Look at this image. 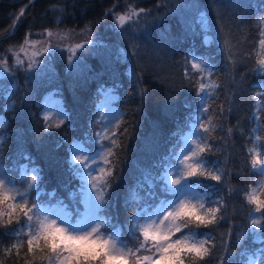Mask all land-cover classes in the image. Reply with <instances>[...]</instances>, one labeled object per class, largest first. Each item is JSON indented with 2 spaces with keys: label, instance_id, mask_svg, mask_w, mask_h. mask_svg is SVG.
Here are the masks:
<instances>
[{
  "label": "trees",
  "instance_id": "16d2710c",
  "mask_svg": "<svg viewBox=\"0 0 264 264\" xmlns=\"http://www.w3.org/2000/svg\"><path fill=\"white\" fill-rule=\"evenodd\" d=\"M28 1L0 0V63L7 61L10 70L0 68L5 74L0 78V114L5 118L0 159L10 177L27 168L38 170L39 182L29 204L52 207L63 202L73 207L71 200L79 197L84 180L74 179L73 169L79 166L73 162L70 145L97 146L100 103L110 91L123 114L116 155L111 157L114 179L105 189V217L111 228L124 232L135 212L155 210L167 197L163 192L160 198H149L148 193L170 165L180 142L175 136L190 130L200 112L201 73L191 68L199 56L212 64V78L220 85L208 101L206 117L212 119L214 130L204 135L212 149L204 158L221 170L222 179L217 183L198 178V183L208 203L217 200L224 207L217 224L185 229L194 235L207 233L209 246L215 245L204 259L185 258V264H242L245 253L255 251L259 256L264 245L252 234L249 213L255 206L248 204L245 193L259 178L249 149L258 148L264 162V109L260 124L254 113L264 84L257 58L264 0H35L20 16L13 35L5 38ZM133 10L139 16L121 29L117 16ZM12 11L17 14L11 18ZM90 27L91 33L73 37L84 45L76 53L62 35L48 55H38L40 60H29L19 51L26 39L28 45H37L49 31L54 35ZM17 53L23 64H15ZM40 61L45 64L35 70L33 64ZM50 90H56L69 113L65 123L53 129L46 128L39 113L41 96ZM9 104L15 109L10 110ZM120 181L132 189L121 187ZM24 223L22 216L19 224L0 227V264H48L39 253L29 254L26 243L19 254L12 248L27 239L14 231ZM259 259L264 264V258Z\"/></svg>",
  "mask_w": 264,
  "mask_h": 264
},
{
  "label": "snow or ice",
  "instance_id": "6c2138e0",
  "mask_svg": "<svg viewBox=\"0 0 264 264\" xmlns=\"http://www.w3.org/2000/svg\"><path fill=\"white\" fill-rule=\"evenodd\" d=\"M143 11V9L140 10V12ZM140 12L133 10L128 14L118 15L116 22L123 29L125 24L134 16H139ZM20 15H23V10ZM258 23L264 25V18H260ZM47 35L51 37L53 33L49 31ZM88 43L93 41L89 40ZM28 44L29 41L26 39L25 45ZM32 46L35 47L34 44ZM49 47L44 46L43 51L47 52ZM76 47L83 48L84 45L77 44ZM259 47L258 71L264 72V39L260 40ZM20 51L26 52V48L22 46ZM229 53V59H232L231 48ZM37 54L36 51L32 52L33 57ZM71 60L72 57H69L70 63ZM17 63L23 64L18 53ZM0 68L4 72L9 71L7 61L0 63ZM191 68L202 74L200 77L202 82L199 83L200 100L203 102L212 98L215 90L220 87L211 78L212 66L204 60H198L191 64ZM205 77L207 81L203 82ZM261 86L264 87V84ZM200 111L208 112V107L202 103ZM50 119L51 117L45 116V120ZM62 123L61 119L55 127L59 128ZM52 126L47 125L49 128ZM193 127L199 128L202 133H211L214 130L210 117H201L199 123ZM190 136L198 138H184L186 147L182 149L179 157V166L173 165L166 169L160 177L163 192L171 193L174 198L161 200L155 210L138 211L131 216L130 231L135 239L133 247H129L128 243L121 239L118 228L109 233L107 227L110 221L105 217L107 204L105 189L110 188L111 179H114V167H111L114 162L111 157L116 155L112 147L107 145L98 149L93 156H90L78 142L70 145L73 162L79 165L73 171L84 180L85 185L90 184L87 196L77 199V207L72 210H68V206L63 202L55 207H47L36 201L29 204V191L37 185L38 175L33 174L30 177L27 190L19 191L16 188V181L4 176L0 170V227L7 228L14 222L19 224L23 216L24 225L14 231L16 235L23 234L27 239L18 241L12 245V248H15L19 254L20 248L26 243L29 254L35 257L39 253L40 258L46 259L48 264H111V262L115 264H185V258L204 259L215 245L210 247L209 239H193L194 234L185 233V229L207 228L217 224L223 219L221 212L224 205L221 201L213 200L208 211L196 214L193 211L196 204L193 203L195 189L192 182L197 178H204L219 183L222 172L219 169L213 170L206 167L208 162L204 154L212 150L211 146L205 142L206 137L197 132ZM256 139L259 140L260 137L257 136ZM112 144H116V141L113 140ZM249 152L254 153L251 159L252 168L258 169L260 174L264 175V163L261 161L260 152L255 148L249 149ZM101 153L102 160L98 159ZM37 171L33 169V173ZM199 186L197 182L196 187ZM149 187L151 188V185ZM256 191L253 188L252 192L245 193L248 204L255 205L253 212L249 213L253 232L256 229H264L261 223L264 217L254 216V213H264V204H261L252 194ZM148 196L155 198L156 193L149 191ZM195 201L200 202L203 208L204 197H198ZM81 205H83L82 208ZM258 239L259 243L264 245V231ZM8 251L10 254L11 249ZM245 255L247 259L242 264H258V259L264 258V249H261L259 256L255 251L252 255L247 253Z\"/></svg>",
  "mask_w": 264,
  "mask_h": 264
},
{
  "label": "rangeland",
  "instance_id": "374dc122",
  "mask_svg": "<svg viewBox=\"0 0 264 264\" xmlns=\"http://www.w3.org/2000/svg\"><path fill=\"white\" fill-rule=\"evenodd\" d=\"M204 25H205V27L208 30L211 29V27L209 26V21L206 18H205ZM91 32H92V28L91 27L88 30H86V28L85 29H81V30H74V31H70L69 30L67 32L64 31V32H60L58 34L56 33V34L52 35L51 37L48 36L47 39H49V40L51 39L53 42H55V44H51V45H53L52 47H54L57 44L56 42H58L60 40V38H61L60 36L61 35L64 38L66 37L65 39L69 38V40L71 42L70 48H71V50H75V53H76L79 49H81V48H77L76 47V45L80 44V42L79 41H74L73 37L81 36V34L87 35L88 33H91ZM58 36L60 38H58ZM62 39L63 38H61V40ZM206 39L208 41H210L212 39V37H206ZM261 39H264V25H262V30H261V34H260V40ZM32 45H25V43H23L20 46V48L22 46L25 47L26 48V52H21L20 48H19V51L22 54L26 55L28 57V59L29 58H31V59L32 58H38V60H40L38 55H42L43 56L46 53L45 51H43V47L46 46V45H43V44H40V43L35 45V47H33ZM52 47H49V50L47 52H50V49ZM33 51H36L38 53L34 57L32 56V52ZM259 52H260V47H258V50H257V58H259ZM45 55H48V54H45ZM198 60H204L208 65L212 66V64L209 61L203 59L202 57L195 56L193 58V62H196ZM35 63H37V62H35ZM44 64H45L44 62L40 61L37 64H33V68L36 70L37 67H43ZM258 68H259V65H258ZM40 72H42V70ZM212 72H213V67H212ZM260 73L264 74V72H260ZM4 75L5 74L0 71V78L2 76H4ZM206 81H207V78L205 77V80L203 82H206ZM200 82H202V81L200 80ZM198 90H199V85H198ZM263 90H264V87L261 86V89H260L261 93L258 92L259 94L257 95V101L255 102V106H254V108H255L254 113H256L257 122L259 124H260V120L258 121V118H259L260 113L264 109V91ZM199 98H200V94L198 95L197 99L199 100ZM208 101H209V99H206L205 101H203V102L201 101V102L208 107ZM11 106H12V104H11ZM10 108H12V107H10ZM122 114H123L122 109L119 106V104L117 103V96L115 95V93L108 91L105 94V96L103 97V99H102V101L100 103L99 114H98V118H97V121L100 123V127H98L99 131L97 133L99 135H97V140H96L97 146L95 148H93V149H90V148H88V145H85V144L81 145L84 148V150L89 153L90 156L96 155L97 150L100 149V148H103L106 145L107 146H111L113 151H114L115 144H112V141L113 140L116 141L118 127L120 126V123H121V120H122ZM206 114H207V112H201V111L196 113L195 119L193 121L194 124L192 125L191 129L188 130V132L185 133V137L198 138L196 136H190V134H192L194 132L201 133V135H203V136L205 135V133H202L199 128H195L194 129L193 126L199 123L201 117H206ZM45 116H49V117H51V119L50 120H45ZM68 116H69V113L67 111V108L64 105V103L62 102V100H61L60 96L58 95V93L56 92V90H51L50 92H48L44 96V99H43L42 117L44 118V122H45L46 127L49 124H51L53 126L51 128L47 127V129L56 128L55 124L57 122H59V120H61V119L63 120L62 124H64L65 121L67 120ZM4 123H5V118H4V116L2 114H0V129L4 125ZM106 136H107V138H106ZM183 143H184V145H183L182 149H184L186 147L185 140L183 141ZM253 148H255L256 151L259 152L258 148H256V147H253ZM182 149L179 152V154L177 155V161L178 162L177 163H171L168 168L172 167L173 165L179 166V157H180V155L182 153ZM106 150L107 149L105 148V151ZM253 155H254V153H253ZM98 159H100V160L103 159V154L102 153L98 157ZM262 163H264V162L262 161ZM105 167H110V166L109 165H105ZM206 167H209V168H211L213 170L216 169L215 167H212V166H210L208 164H206ZM0 170H2V174L4 176L8 177L9 179H11L13 181H16V188L19 191L27 190V184L30 181V177L33 174H37V173H33V168H27V169L23 170L22 173L19 174L17 177H10L7 174L6 170H5V167L1 163H0ZM258 173H259V178L256 180L255 184L252 187H259L260 182L264 181V175H261L259 170H258ZM97 174H99V173H97ZM38 182H39V177L37 179V185H38ZM37 185L35 186V188L33 190L29 191V201H30L31 196L33 194V191L36 189ZM88 188H90V184L85 185V182H84V187H83V184H82L81 187H79V190H78L79 197L77 198V196L75 195L76 197H74L73 200H71V202H73V207H68V210H72V209H75L77 207L76 200L77 199H81V197L82 198L86 197ZM193 188L195 189V192L193 193L194 201L198 197H204L205 198L204 193L202 191L198 190L199 187H196V185L193 184ZM154 191H155L157 197L160 198L162 196V193H163V184L161 182L160 183L158 182L156 184V187L154 188ZM93 194H95V193H93ZM205 203L208 206H212L211 203H208V201L206 199H205ZM57 205L58 204H56V205H54L52 207H55ZM46 206L47 207H51V206H48V205H46ZM254 216L256 218H262V217H264V213H254ZM261 223H262V226H264V219H261ZM107 227L109 228V233H111L112 231L116 230L115 228H111L113 226L110 223L107 225ZM118 229H120V227H118ZM130 229H131L130 223H129V225L127 223H125L124 232L120 231V237H121L122 240H124L126 243H128L129 247H132L131 243H132V241H134V244H135V239L131 235ZM262 231H264V229H256L254 232L252 230V234H253V236H254V238L256 240H259L258 237H259V235L261 234ZM185 233L191 234L190 232H185ZM194 236H195V238L197 240L208 239V234L205 233V232L204 233H199L198 235H194ZM258 264H261L260 259H258Z\"/></svg>",
  "mask_w": 264,
  "mask_h": 264
},
{
  "label": "bare ground",
  "instance_id": "6f19581e",
  "mask_svg": "<svg viewBox=\"0 0 264 264\" xmlns=\"http://www.w3.org/2000/svg\"><path fill=\"white\" fill-rule=\"evenodd\" d=\"M34 2V1H33ZM33 2L29 5V6H27V4L29 3V1L26 3V5L21 9V10H23V15H24V13L29 9V7L33 4ZM27 6V7H26ZM16 12L15 11H12V12H10V16H11V18H12V16L13 17H15L16 16V14H15ZM20 13H21V11H19V13H18V15L15 17V22H14V24H13V27L11 28V30H10V32L8 33V34H6V36H5V38H8V37H10L11 35H13V33H14V31H15V28H16V26H17V24H18V22H19V19H20V16H22V15H20ZM11 18H8V20H10ZM54 34H56V33H54ZM38 42L40 43V44H44V45H46V46H50V47H52L53 45H51V44H55V42H53L52 40H49V39H47L46 38V34H44V35H42L39 39H38ZM16 62H17V60L15 61V64H16ZM32 85H34L35 83H31ZM51 91V90H50ZM50 91H47L46 93H44L42 96H41V102H40V106H41V109H40V112L39 113H42V106H43V99H44V96L48 93V92H50ZM10 107H13V106H11V104H9V106H8V108L10 109V110H13V109H15V108H10ZM43 120H44V118H43ZM45 123V122H44ZM46 126V125H45ZM191 127H192V125H191ZM190 127V128H191ZM47 128V127H46ZM187 130H189V127L188 128H185V129H183L182 131H181V133L179 134V135H176L175 137H176V139H178V141H180L179 142V145L175 148V151H174V155H173V157L171 158V162H170V164L171 163H177L178 161H177V155L179 154V152L181 151V149L183 148V145H184V143H183V141L185 140L184 139V137H185V131H187ZM185 132V133H184ZM184 133V134H183ZM149 139H146V141H148ZM159 140H163L162 139V137H159ZM0 163L5 167V164L2 162V160L0 159ZM170 166V165H169ZM256 172L258 173V169H256ZM79 175H77V174H75L74 175V179L75 178H77ZM73 179V180H74ZM202 179V178H201ZM197 182H198V178H197V180H194L193 182H192V184H195V185H197ZM126 182H122V181H120L118 184H120L121 185V187H125L127 190H131L132 189V186L131 185H128V184H125ZM125 184V185H124ZM198 190L199 191H201L199 188H198ZM164 196L165 197H167V199H169V198H171L172 197V195H171V193H164ZM194 229V228H193ZM199 230H201L200 228H199ZM186 232V231H185ZM258 241V243H259V240H257ZM132 243H134V241H132ZM260 244V243H259ZM27 257H29V256H27ZM201 260V259H200ZM199 260V262H201Z\"/></svg>",
  "mask_w": 264,
  "mask_h": 264
},
{
  "label": "clouds",
  "instance_id": "9594fccd",
  "mask_svg": "<svg viewBox=\"0 0 264 264\" xmlns=\"http://www.w3.org/2000/svg\"><path fill=\"white\" fill-rule=\"evenodd\" d=\"M255 188L257 191L252 193L255 197L259 199V202L261 204H264V181L260 182L259 187H251L250 192H252V189ZM247 199V197H246ZM194 204H196V208L193 209L196 214H199L201 211H208L209 206L204 202L203 208H201V203L197 201H193ZM255 206V205H254ZM193 239H196L193 237ZM111 264H115V262H111Z\"/></svg>",
  "mask_w": 264,
  "mask_h": 264
},
{
  "label": "water",
  "instance_id": "95a60500",
  "mask_svg": "<svg viewBox=\"0 0 264 264\" xmlns=\"http://www.w3.org/2000/svg\"><path fill=\"white\" fill-rule=\"evenodd\" d=\"M33 1H35V0H30L29 3L27 4V6H29Z\"/></svg>",
  "mask_w": 264,
  "mask_h": 264
}]
</instances>
